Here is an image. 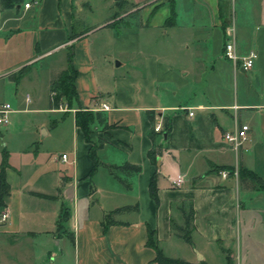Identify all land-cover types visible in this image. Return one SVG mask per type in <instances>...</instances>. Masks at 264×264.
<instances>
[{"label":"crops","instance_id":"crops-1","mask_svg":"<svg viewBox=\"0 0 264 264\" xmlns=\"http://www.w3.org/2000/svg\"><path fill=\"white\" fill-rule=\"evenodd\" d=\"M98 5V19L91 0L0 7V77L14 84L15 102L0 127L8 213L0 264H155L147 231L168 257L264 264V190L237 176L240 164L264 179V165L246 154L264 141V0ZM119 17L127 24L107 25ZM226 27L239 55L254 52L249 68L222 55ZM69 49L76 99L66 110L50 108L49 75L65 68ZM78 108L102 118L90 125L89 141L74 124ZM146 110L162 129L153 141ZM16 114L30 117L22 124ZM240 124L247 140L235 149L223 133ZM152 145L155 163L147 157ZM91 146L101 164L88 176ZM124 163L140 169L114 171L120 181L102 165ZM219 167L236 174L221 177ZM153 174L156 200L148 192ZM177 175L182 180L173 185ZM180 203L192 207L191 245L170 228L182 223ZM123 206L134 208L114 214L119 223L103 229L102 214Z\"/></svg>","mask_w":264,"mask_h":264},{"label":"trees","instance_id":"trees-1","mask_svg":"<svg viewBox=\"0 0 264 264\" xmlns=\"http://www.w3.org/2000/svg\"><path fill=\"white\" fill-rule=\"evenodd\" d=\"M21 1L22 0H0V7L1 8L16 7ZM116 24L118 23L109 22L107 25L114 27ZM13 75L14 74L11 73L8 76L13 81H16L17 76H13ZM74 77H75V69L72 66V51L71 49H69L67 52L65 68L57 70V71H52L50 72V75H49L48 105L50 108H57V105L59 103H64L67 108H70L72 101L76 99V93L74 89ZM145 114L151 122V127L149 130V138L151 139V141H153L154 139V131L152 129L153 113L150 110H146ZM73 118H74V124L77 127H79V129L82 131L86 141L90 140V136H91L90 125L93 123V120L97 119L98 122H102V118L100 114L98 112H93L89 109H79L78 108L74 110ZM100 144L101 143L99 142L97 146H100ZM155 152H156V149L154 145H152V147L147 151V157L153 163H155ZM89 156L92 160V166L90 168L88 176H90L95 170V168L101 164L99 161H97V158L95 156L94 146H91L89 148ZM5 164H6V153L5 151H2L1 158H0V204H2L3 197L7 193V185L3 178V169H4ZM102 165L107 169L108 173L112 177L117 179L118 181L120 180L115 175L114 171L118 170L121 172L136 173L140 169L138 165L129 164V163H124L119 166L107 165V164H102ZM219 168L223 169V167H219ZM226 170L229 173H232L231 168H226ZM155 176H156L155 174L152 175V177L149 180V185H148L149 195L154 200H156ZM237 176H238V180L240 183H250L252 188L264 190V179H262L256 173H254L251 170L246 169L240 164L237 168ZM33 194L39 197H43V198H52V196H48V195H44L40 193H33ZM132 207L133 206L117 207L110 211L104 212L101 218L102 228L105 229L110 224L119 223L118 221H115L113 219V215L121 210H127ZM177 209L179 210L181 214L182 223L175 224L171 222L170 223L171 231L176 237L180 238L185 243L191 245L190 234L193 230V225L191 223L192 207L190 204L184 207L183 204L180 203L177 206ZM146 244L150 246L154 251L153 262L155 264H193L181 258L168 257L164 255L162 250L153 241L151 231H147ZM197 264H205V263L203 261H199V263Z\"/></svg>","mask_w":264,"mask_h":264},{"label":"built area","instance_id":"built-area-1","mask_svg":"<svg viewBox=\"0 0 264 264\" xmlns=\"http://www.w3.org/2000/svg\"><path fill=\"white\" fill-rule=\"evenodd\" d=\"M28 3H24V7H27ZM222 55L229 59L233 64L239 62L243 69L249 68L252 65L253 59L255 57L254 52L249 51L246 55H239L235 50L234 36L231 27H226L224 29V41L222 45ZM100 109L107 110L109 106L105 103L100 104ZM66 105L64 103H59L57 109L66 110ZM11 106L7 102L0 103V127L5 126L8 123L9 113L11 112ZM191 112H188L190 115ZM154 132H161V127L159 122H155L152 126ZM247 125L240 124L233 131H227L223 133V139L229 143L233 148L238 149L247 140ZM61 159L65 158V154L60 155ZM221 177H226L228 174L227 170L221 169L218 171ZM236 174L235 171L232 172ZM182 180L180 175L175 176L171 179L173 185H178ZM8 218V213L3 204H0V227L3 226Z\"/></svg>","mask_w":264,"mask_h":264},{"label":"rangeland","instance_id":"rangeland-1","mask_svg":"<svg viewBox=\"0 0 264 264\" xmlns=\"http://www.w3.org/2000/svg\"><path fill=\"white\" fill-rule=\"evenodd\" d=\"M93 2V5L96 7V12L94 14V18L97 17H101L103 15V12L101 10H99L100 5H98V0H91ZM92 20H90L89 22H91ZM85 22H88L85 21ZM112 23H118L119 25L121 24H127V18L126 17H119L117 19H114L111 21ZM14 88V84H9L7 83V77H0V102H7L9 103V105L11 106V108L15 107V102L12 98V94L11 92L13 91L12 89ZM17 116H20L22 118V124L24 123V121L26 120V117H30L29 114H16ZM63 139L60 140L59 143L56 142L55 146H61L63 145L62 143L65 140V134L62 137ZM255 149L251 148H247L246 150V154H248L249 156H252L253 154H255V160L257 163H259L260 165H264V141L257 142L255 147Z\"/></svg>","mask_w":264,"mask_h":264}]
</instances>
